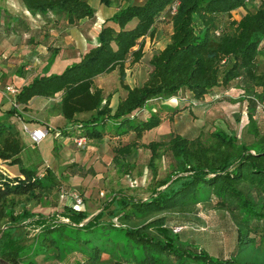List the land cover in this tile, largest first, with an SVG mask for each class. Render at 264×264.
I'll list each match as a JSON object with an SVG mask.
<instances>
[{
    "label": "trees",
    "instance_id": "obj_1",
    "mask_svg": "<svg viewBox=\"0 0 264 264\" xmlns=\"http://www.w3.org/2000/svg\"><path fill=\"white\" fill-rule=\"evenodd\" d=\"M172 1L126 0L101 21L97 44L58 72L45 70L33 75L18 87L14 96L18 108L10 105L0 115V159L17 164L19 170L12 177L0 174V219L5 218L0 229V258L7 264H35L33 254L43 243L58 248L63 258L80 251L82 259L74 258L75 264H98L101 252L107 253L113 264H264V254L259 261L243 263L233 256L210 255L191 247L168 225L169 212H191L198 203L212 202L213 207L227 213L237 244L255 243L256 237L257 243L264 242V126L259 127L254 116L256 97L264 100V44L260 45L264 38V0L224 27L219 26V17L245 7L247 0H176L175 11L169 15L166 11ZM20 2L32 14L52 12L69 24L94 14L87 0ZM165 14L171 26L168 40L150 54V69L144 80L130 86L124 81V61L129 57L133 63L141 57L143 37L151 36L154 22ZM55 52L51 51L49 63ZM259 54L263 56L262 68L256 60ZM115 68L124 93L111 106L109 95L93 83V78ZM237 80L249 83L253 93L246 105L250 142L236 141L233 131L215 127L205 139L170 132L166 139L139 143L141 133L161 120L159 113L150 109L142 116L140 110L148 100L183 98L187 92L198 101L214 87ZM57 92L56 109L72 124L70 129L58 127L59 134L98 140L105 132L133 133L129 141L111 147V160L119 171L125 173L131 168L134 161L130 158L136 155L138 145L149 150L147 165L153 174L160 148L169 152L170 170L145 198L117 191L94 213L70 205H64L59 214L45 215L25 207L14 212L7 202L11 196L33 195L35 189L47 191L55 183L50 168L39 175L35 166L21 163L22 131L8 117H20V108L31 97L50 98ZM81 112L88 115L77 118ZM111 203L114 205L109 207ZM26 226L35 230L31 244L23 243L16 231Z\"/></svg>",
    "mask_w": 264,
    "mask_h": 264
},
{
    "label": "rangeland",
    "instance_id": "obj_2",
    "mask_svg": "<svg viewBox=\"0 0 264 264\" xmlns=\"http://www.w3.org/2000/svg\"><path fill=\"white\" fill-rule=\"evenodd\" d=\"M87 1L95 7L100 5L97 0ZM119 1L118 4L124 3L126 0ZM259 1L263 0H247L245 7L234 10L229 15L220 16L219 26L224 27L230 19L236 18L246 9L256 7ZM111 5L113 6V4ZM99 12L106 13L101 9ZM59 24L58 21V26H60ZM52 25L54 29L55 24ZM66 25L68 24L63 22L62 28H65ZM153 26L151 36L147 35L142 43L146 54L136 64H126L127 68L124 69V81L130 86L144 80L150 68L149 55L159 49L168 39L171 26L167 14L157 19ZM87 30L84 31L87 32ZM263 44L264 38L260 42V45ZM128 60L127 58L125 61ZM256 60L258 67L262 68L263 56L257 55ZM8 71H11V67ZM93 83L101 85L103 93L109 95V102L112 106L124 93L116 68L102 77H95ZM250 87L249 83L237 80L227 86L215 88L216 91L205 95L198 101L189 100L187 93L183 98L169 97L167 100L169 103H173L174 107L168 108L167 113H164L161 108L157 110L150 107L148 102L145 103L146 110H149L150 107V110L157 111L162 122L160 120L155 127L144 130L138 138L139 143L151 139H166L170 132H177L188 137L199 136L205 139L208 137L209 131L215 127L233 131L236 134V141L250 142L252 134L247 131L246 118L247 100L253 94ZM256 99L254 116L258 126L262 127L264 126V100H260L258 97ZM87 115V112L80 113L79 118H84ZM15 122L20 127L18 118L15 119ZM25 125L31 127L29 124L25 123ZM73 134L60 133L59 136H53V133L47 129L42 140L30 147L28 137L24 133H20L23 142L22 154L21 152L20 154L24 159L27 155V161H31V163L21 161V163L26 166H35L39 175L44 173L45 168H50L55 186L47 191L35 189L33 195L26 193L11 196L7 202L13 206L14 212L25 207L45 215L59 214L64 205H72L73 195H76L81 199L78 209L94 213L109 195L117 191L136 198H145L156 181L170 170L169 166L172 160L168 151L160 148L161 154L155 161V174H153L147 165L149 150L138 145L136 155L134 158L133 156L130 158L131 161H134L131 168L125 173L119 171L111 160V147L132 139L131 131L121 135H111L109 132H105L101 139L87 140L83 147H77L73 143ZM71 164H75L76 167H71ZM16 166L17 164L12 168L14 169ZM71 170H75V173H71ZM0 174H2L1 171ZM113 205L114 203H111L109 207ZM168 216L169 226L182 225L181 229L176 231L180 239L185 240L191 247L196 246L204 249L210 255L233 256L237 262L243 263L259 261L264 254V242L257 243L259 240L257 237L255 243L237 244L235 230L227 213L224 209L213 207L212 202L198 203L191 212H169ZM55 218L66 220L61 216ZM4 220L5 218L0 219V229L3 228ZM112 220L115 223L118 222L115 218ZM16 231L21 233L23 243L31 244L33 242L35 230L32 227L26 226ZM44 245H47L46 249H44ZM74 258L82 259L80 251L71 252L66 258H63L58 248L51 243H43L42 246L40 244L36 248L32 259L35 264H75ZM125 262L121 264H132ZM98 264H113V260L107 253L101 252Z\"/></svg>",
    "mask_w": 264,
    "mask_h": 264
},
{
    "label": "crops",
    "instance_id": "obj_3",
    "mask_svg": "<svg viewBox=\"0 0 264 264\" xmlns=\"http://www.w3.org/2000/svg\"><path fill=\"white\" fill-rule=\"evenodd\" d=\"M0 1H2L0 4V84L12 83L17 87L28 82L31 77L37 73H42L45 70L46 73L54 71L58 72L65 65L78 60L80 54L85 49L97 44L96 33L101 21L122 4H118L120 2L119 0H110L108 4H103L97 0L98 4H100L98 7H100L101 11L105 10L106 13H100L98 7L90 4L94 8V14L92 17L81 18L76 22L69 24L66 22L65 18L57 16L52 12H47V14H32L22 6L20 0ZM111 4H113V6ZM239 8L242 7H237L230 12ZM242 14L243 12L234 19H238ZM58 21L60 22V26H58ZM63 22L72 27H66L68 26L66 25L65 28H62ZM21 23H24L25 25H19ZM52 24H55L54 29ZM84 30H87V32ZM146 36L147 35L143 37L142 43ZM163 45L160 46L159 49L162 48ZM135 47L136 45L132 48ZM53 49H55L56 52L52 61L49 63V56ZM145 54L146 51L142 45L141 57ZM141 57L138 60H140ZM127 58L129 59V57ZM137 61L132 64H136ZM126 64L131 63H129V60L127 62L124 61V69L127 68ZM9 67H11V71H8ZM113 70L114 69L109 72L98 74L95 77H102L105 74L111 73ZM95 77L93 78V81ZM96 86L101 87L99 83L96 84ZM215 88L217 87H214L212 92L216 91ZM59 97L60 92L55 93L54 96L50 98L33 96L28 100L23 109L20 108V105V117L11 115L8 118L10 121L14 122L17 127L19 124L15 122L16 118H18L20 124L22 122L29 124V126H31L29 128L40 125L46 127L52 133L55 130H59L58 127L66 126L67 129H70L72 128V124L67 123L56 109V102ZM188 98L189 100H192L189 95ZM10 99V94L0 90V115H2L10 106ZM168 100L155 101L151 99L147 102L150 103V107L157 108V110L161 107L164 113H167L168 108L174 107V104L169 103ZM178 101H180V99H178ZM109 105H111L110 102ZM150 107L149 109H151ZM140 112L142 116L146 114L145 105H143ZM79 115L80 113H78L76 117L79 118ZM34 145L30 144V147H33ZM20 152L22 154V151ZM21 154L19 153L21 161L31 163L30 160L27 161V155H25L24 159ZM38 155L41 157L40 154ZM15 165L16 164H8L6 161L0 159V171L7 177L19 174L18 166L14 169L12 168Z\"/></svg>",
    "mask_w": 264,
    "mask_h": 264
},
{
    "label": "built area",
    "instance_id": "obj_4",
    "mask_svg": "<svg viewBox=\"0 0 264 264\" xmlns=\"http://www.w3.org/2000/svg\"><path fill=\"white\" fill-rule=\"evenodd\" d=\"M176 3H177L176 0L172 1L170 3V5L167 7V11L166 12L169 15L172 14L175 11ZM215 33L217 34L218 30H215ZM222 61H223V59L221 60V62ZM0 90L10 94L11 95L10 105L15 107V108H18L19 105L14 99V96H15L16 92L18 91V87L15 86L12 83H5V84H2V85L0 84ZM20 129H21L22 133L27 135V137L29 138V143L31 145H34L37 142H39L40 140H42V138L47 133V128L46 127L37 125V126H34L32 128H29L23 122L20 124ZM58 134H59V132L57 130L54 131V135H58ZM72 141L77 147H83L86 144L87 138L84 135H77V136H73L72 137ZM80 203H81L80 197H78L76 195H73V203H72L71 206L73 208H75V209H78ZM181 227H182V225H174V226L171 227V229L176 232L177 230L181 229Z\"/></svg>",
    "mask_w": 264,
    "mask_h": 264
},
{
    "label": "water",
    "instance_id": "obj_5",
    "mask_svg": "<svg viewBox=\"0 0 264 264\" xmlns=\"http://www.w3.org/2000/svg\"><path fill=\"white\" fill-rule=\"evenodd\" d=\"M1 264H7L3 259L0 258Z\"/></svg>",
    "mask_w": 264,
    "mask_h": 264
}]
</instances>
